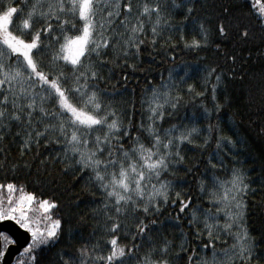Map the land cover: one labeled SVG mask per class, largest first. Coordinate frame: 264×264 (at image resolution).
Segmentation results:
<instances>
[{"label": "snow or ice", "instance_id": "obj_1", "mask_svg": "<svg viewBox=\"0 0 264 264\" xmlns=\"http://www.w3.org/2000/svg\"><path fill=\"white\" fill-rule=\"evenodd\" d=\"M198 2L170 0L167 5L164 0L0 2V141L15 124L23 130V135L16 132L21 140V156L31 155L33 148L37 150L31 162L11 165L13 171L22 168L27 179L0 183V264H43L45 260L49 264H129V261L168 264L163 258L153 260L151 253L139 255L141 245L135 241L149 239L146 229H150L137 214L160 213L169 203V193L176 183L172 169L184 159L181 146L192 143L194 134L201 131L209 134L203 140L205 147L213 141L211 134L215 132L214 147L206 159L208 168L202 174L207 178V186L204 178L197 177L209 207L198 205L190 210L188 223L197 240L201 235L197 224L202 223L208 237L202 249L211 248L212 255L195 264H261L264 252L258 251L261 245L249 231L247 222V196L255 189L250 188L248 169L239 158L245 142L238 132L233 128L236 136L233 139L222 133L219 122L208 123L204 129L195 126L198 119H210L212 110L207 107H202L199 117L193 113L187 118L192 127L187 126L185 117L170 127L162 126L166 114L171 118L177 113L182 100L180 85L190 78L188 68H184L183 74L180 66L169 68L166 76L161 74L158 84L142 89L141 119L135 123L134 101H129L130 108L125 113L114 99L123 93L100 85L103 77L96 65L104 66L108 59L105 50L111 44L115 52L117 44L122 43L125 57L129 51L138 56L145 43L143 36L147 35L145 23L150 25L152 45L156 43L158 29L183 33L185 29L192 31L195 25L201 39L193 37L185 42V47L207 46L208 29L195 15L194 6ZM179 8L183 9L187 23L174 26L167 17L170 9ZM233 28L238 43L248 44L255 30L264 37V0H228L222 4L216 32L224 41H231ZM215 48L220 50V44H215ZM257 55L264 57V49L258 50ZM248 56L251 57V51ZM227 60L235 65L237 56L229 54ZM213 74V108L219 114L221 105L216 102V91L223 74L213 67L206 70L204 78L212 79ZM228 76L242 78L243 73L238 74L233 68ZM187 90L192 92L193 86L188 84ZM259 134L264 136V127ZM142 135L148 137L147 145ZM41 144L47 155L40 153ZM53 164L62 165L59 169L62 175L95 185L104 196L103 209L115 213L106 217L105 231L111 234L105 242L110 245L106 254L99 244H84L75 253L59 249L54 253V261L45 255L60 243L66 231L63 225L67 224L60 215V199L56 195L60 191L59 181L49 172ZM3 167L0 162V168ZM218 169L226 171L228 178L217 175ZM29 183L33 190H27ZM175 197L179 198L175 217L179 226L180 214L189 207L192 197L185 200L180 192H175ZM171 204L176 205L177 199H171ZM221 213L225 219L222 224ZM129 214L137 216L131 233L124 232L127 225L120 219ZM150 223L155 225L156 221ZM121 232L130 235L132 243L119 244ZM221 232L231 237L233 243L217 249L215 241L220 239ZM10 246H15V253L24 259L14 258ZM168 247L165 239L159 249L160 257L167 255ZM180 248L188 251L183 244ZM193 255L187 257L189 264H193Z\"/></svg>", "mask_w": 264, "mask_h": 264}, {"label": "trees", "instance_id": "obj_2", "mask_svg": "<svg viewBox=\"0 0 264 264\" xmlns=\"http://www.w3.org/2000/svg\"><path fill=\"white\" fill-rule=\"evenodd\" d=\"M164 3L167 5L170 0H164ZM226 3L228 0H199L194 6L195 15L205 22L208 29L207 46L185 47V42H190L193 37L197 40L201 39L195 25L192 26V31L185 29L183 33L176 30L164 29L161 31L158 29L156 43L152 45L150 43L152 39L150 25L145 23L147 35L143 36L145 43L141 45L138 56L129 51L125 57L122 52V43L117 44V51L113 52L110 44L109 49L105 50L108 59L104 66L97 64L96 67L103 77V80L100 81L101 87L110 90L115 88L118 92L123 93V95H117L114 98L119 103L121 111L126 113L130 108L129 101H134V123L141 119L142 89L158 84L161 74L166 76L169 68L180 66V74H183L185 67L188 68L190 78H186L185 83L180 85L179 91L182 100L177 113L171 118L166 114L165 120L161 122L162 126L170 127L171 124L177 123L181 117H185L187 126L192 127L193 125L187 118L191 117L193 113L199 117L202 107H207L212 110L210 119H198L195 126L204 129L208 123L219 122L222 133L232 136L233 139H236L233 133V128H235L239 137L245 142V147L239 158L245 161L244 167L248 169L250 188L255 189V191H250L247 196L248 227L261 245L258 251L264 252V136L259 134L260 128L264 127V57L257 55L258 50L264 49V37L258 30H255L253 38L248 44L238 43L235 40V29L233 28L231 29L233 39L224 41L216 32V22L220 6ZM182 12V8L170 9V16L167 17L169 23L174 26L187 23L183 19ZM118 31L124 32L123 29H118ZM182 34L183 40L181 39ZM215 44H220V50L215 48ZM249 51H251V57L248 56ZM229 54L237 56L235 65L228 62ZM213 67L217 72L223 74L221 85L217 87L216 91V102L221 105L219 114L215 112L212 100L211 84L214 82L215 74L212 79L204 78L206 70ZM233 68L236 73H243L242 78L228 76L229 71ZM44 70L47 71V68ZM188 84L193 86L192 92L187 90ZM198 92H202L204 95L196 96L195 94ZM17 131H21L23 135V130L13 124L11 132L6 133L5 138L0 141V148L3 149L0 153V162L4 163V167L0 168V183L6 184L10 181L20 183L27 179L26 172L22 168L13 171L11 165L13 163L23 164L25 160L31 162L32 156L37 151L36 148H33L31 155L26 154L22 157L20 153L21 140L16 136ZM208 135L207 132L201 131L199 135L194 134L192 143L182 144L181 155L184 159L178 163L176 168L172 169L175 173L176 183L169 193V203L162 207L161 212L152 215H145L142 212L137 214L144 219V223L150 229V231L146 229L149 239L135 241L141 245L140 256L151 253L153 260L163 258L168 261V264H189L187 257L193 255V249H195L193 264L201 258H211V248L202 249V245L208 243L206 230L202 223L197 224V228L201 232L199 240L196 238L194 228L188 223L191 219L190 210L198 205L203 208L209 207V200L205 194L201 193L197 179V177L204 178L207 186V178L202 174L208 168L206 159L213 150L215 132L211 134L213 141H210L209 145L205 147L203 140ZM142 139L147 145L148 137L142 135ZM125 147H129V145L125 144ZM39 151L41 154L47 155L42 144ZM225 159L228 160L227 157ZM61 167L62 165L53 164L49 172L59 181L60 191L56 195L60 199V215L67 220V224L63 225L66 231L52 253L45 255L54 261V253L59 249L75 253L84 244L90 246L99 244L102 252L106 254L110 245H106L105 242L111 235L105 231L106 217L114 216L115 213L111 209H103L104 196L95 185L75 179L72 175H62L59 171ZM217 175H220L221 178H228V173L221 169L217 170ZM169 179H173V177H169ZM27 190H33L30 183ZM175 192H180L181 197L185 200L188 196L192 197L189 207L180 214L179 226L175 224V217L179 212V198L175 197ZM173 198L177 199L176 205L171 204ZM170 218L172 222H170ZM120 219L122 224L127 225L124 232L131 233L135 230L136 215L129 214L126 218L121 217ZM152 220L156 221L155 225L150 223ZM224 222L225 219L221 213V224ZM124 232L119 234L118 243L129 245L132 243L130 235L125 236ZM165 239L169 242L167 255L160 257L159 249ZM231 243H233L232 238L225 237L221 232L220 239L215 241V247L220 249ZM182 244L188 249L187 252L181 250ZM43 264H49V261L45 260ZM129 264H137V262L129 261ZM261 264H264V260H261Z\"/></svg>", "mask_w": 264, "mask_h": 264}, {"label": "water", "instance_id": "obj_3", "mask_svg": "<svg viewBox=\"0 0 264 264\" xmlns=\"http://www.w3.org/2000/svg\"><path fill=\"white\" fill-rule=\"evenodd\" d=\"M5 223H7V222H5ZM10 249L12 250L13 253H15V246H11ZM21 251H22V249H21ZM18 255H19L18 253H15L14 258H16Z\"/></svg>", "mask_w": 264, "mask_h": 264}, {"label": "rangeland", "instance_id": "obj_4", "mask_svg": "<svg viewBox=\"0 0 264 264\" xmlns=\"http://www.w3.org/2000/svg\"><path fill=\"white\" fill-rule=\"evenodd\" d=\"M4 194L6 195V192ZM34 208H38V205H34ZM30 215H31V212H30Z\"/></svg>", "mask_w": 264, "mask_h": 264}, {"label": "flooded vegetation", "instance_id": "obj_5", "mask_svg": "<svg viewBox=\"0 0 264 264\" xmlns=\"http://www.w3.org/2000/svg\"><path fill=\"white\" fill-rule=\"evenodd\" d=\"M10 247H11V246H10ZM16 258H18V259H24L23 257H19V255H18Z\"/></svg>", "mask_w": 264, "mask_h": 264}]
</instances>
